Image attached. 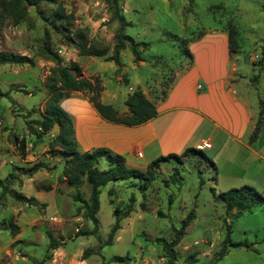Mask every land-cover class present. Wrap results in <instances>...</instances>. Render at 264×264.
I'll list each match as a JSON object with an SVG mask.
<instances>
[{
	"label": "rangeland",
	"instance_id": "obj_1",
	"mask_svg": "<svg viewBox=\"0 0 264 264\" xmlns=\"http://www.w3.org/2000/svg\"><path fill=\"white\" fill-rule=\"evenodd\" d=\"M108 1L57 0L67 16L66 21H58L57 28L51 24L56 6L42 3L26 8L16 25L7 18L0 28V52L34 59L33 67L0 66V90L8 92L0 97V264H117L113 262L116 257L128 258V264H168L162 248L153 240L169 241L171 228H178L191 210L195 219L174 248L172 264H187L188 256H192V264H264V206L233 218L234 211L226 212L212 191L228 190L212 182L214 170L196 155L184 159L182 165H161L145 190H140V181L136 180L101 189L93 234V225L77 213L80 204L71 198L74 190L61 177L63 158L58 149H49L57 127L39 139L29 130V126L36 128L31 123L43 114L48 98L46 77L54 67L36 55L43 44L62 65L74 62L83 76L97 77L103 89L101 102L118 112L124 108L123 98L129 89L140 87L148 99L158 102L190 64L185 54L189 44L212 31L227 32L232 24L239 46L231 55L236 69L253 87L250 93L264 101V0H192L190 5L187 0H120L123 34L148 46L137 49L143 62L134 63L130 50L125 48L119 53L118 65L105 61L112 56L119 31ZM78 37L106 55L79 56L69 41L77 42ZM124 78L127 85L123 84ZM89 96L74 92L65 100L89 103ZM65 100L60 102L61 107ZM205 150L206 156L214 151ZM35 164L46 168L29 173ZM98 166L104 168V162L101 160ZM174 168L182 182L164 188L163 182ZM109 188L113 189L111 196L107 194ZM79 190L86 201L89 186L83 184ZM131 193L135 196L132 212L121 220L112 243L104 246L114 222L113 208L124 210ZM15 194L34 198L36 203H21L13 198ZM158 212L164 217L160 218ZM10 222L18 227L17 233H13ZM225 224H231L229 238L233 243H246L252 250L229 249L218 259L219 246L226 236ZM48 235L55 249L49 248Z\"/></svg>",
	"mask_w": 264,
	"mask_h": 264
},
{
	"label": "trees",
	"instance_id": "obj_2",
	"mask_svg": "<svg viewBox=\"0 0 264 264\" xmlns=\"http://www.w3.org/2000/svg\"><path fill=\"white\" fill-rule=\"evenodd\" d=\"M119 1L120 0L108 1V10L112 15V19L118 22L119 31L115 35V46L112 56L106 58L105 61L113 62L118 65L119 53L125 48H128L133 56L134 63L143 62L137 49L139 47L145 49L148 45L146 43H136L132 38L123 34L122 30L124 29L125 24L119 10ZM187 2L188 5H190L192 0H187ZM42 3L56 6V14L51 21L54 28L58 27V21L59 23L66 21L67 16L57 0H0V28L4 20L7 18L11 19L12 23L16 25L20 19L24 17L26 8H35ZM126 26L129 27V24ZM227 34L229 54L235 55L239 46L235 41L236 30L232 24L228 25ZM78 39L77 42L73 39L69 41L77 48L79 56L100 58L106 55V52L88 45L83 37H78ZM185 51V54L192 62L191 54L188 50ZM36 55L46 61L52 62L54 67L51 68L50 75L46 77L48 98L45 102L43 114L39 120L31 123L35 125L36 128L34 129L32 126H29V130H31V133L39 139L48 133L53 127H57V134L50 141L49 149L52 151H56L55 149L59 150V153L63 158L61 177L67 185L74 190V194L71 198L73 202L80 204L77 208V213H81L82 218L93 225L92 234L95 232L98 224L96 215L99 211V195L101 189L105 188L107 185L136 180L140 181V190H145L148 185L155 180L157 170L161 165H166L171 162L182 165L184 159L192 155L198 156L214 171L216 170L214 163L208 158V156H206L203 151L194 148H188L179 155L168 154L166 156H160L147 164L143 170L129 167L123 156L116 154L107 148H97L90 152H79L74 137L72 118L60 106V102L69 98L72 93L80 92L89 94L88 102L92 105L93 109L102 120L125 127L140 126L156 118L157 111L155 101L148 99L142 90L136 89L127 94L123 102L127 109V113L119 114L111 105L103 104L101 102L100 94L103 89L100 86V80L97 77L88 78L83 76L79 70V66L74 62H71L68 65H62L58 56L45 44H43L37 51ZM262 55H264V49H262ZM4 65H26L33 67L34 59L32 57L0 52V66ZM123 84H128L127 78H124ZM7 93L8 92H2L0 90V97H5ZM165 95L162 96L159 101L164 100ZM262 127H264V101L259 103L254 127L249 137L250 143L257 138ZM101 160L104 162V168L98 166ZM45 168L46 166L43 164H35L30 168L29 173ZM215 174L216 172L214 175ZM181 182L182 178L179 175L178 170L174 168L173 174L170 175L167 181L163 182V187L168 188L170 185L178 186ZM83 184L88 185L90 189L86 201L82 199L79 190ZM202 185L203 181L199 177V186ZM212 191L215 199L222 202L226 212L234 211L233 218H238L243 213L250 212L256 207L264 206V195L250 186L233 188L221 193H216L213 189ZM107 194L111 196L113 194V189L109 188ZM13 198L21 203H26L29 206H34L36 203L34 198H25L17 194L13 195ZM134 202L135 196L131 193L124 210L118 206L113 208L114 222L109 230L104 246L112 243L114 235L120 229L121 220L127 218L132 212V205ZM171 203L172 199L169 198V206ZM40 206L45 207V204H41ZM158 215L160 218L164 217L161 212H158ZM193 219H195V214L194 211L191 210L187 213L185 218L179 222L178 228H171L172 238L169 241L164 238H155L153 240V243L162 248L168 264H172L175 260L174 248L177 247L182 240L185 235V229ZM10 225L13 233H17L18 227L11 222ZM225 227L226 236L219 246V251L217 253L218 259H222V257L228 253L229 249L243 248L246 250H252L251 246L246 243H233L229 238L231 224H225ZM79 235H83V233ZM48 239L49 248L55 249L56 245L51 241L50 235H48ZM191 258L192 256L186 258L187 264H192V262H190ZM113 262L117 264H128L129 259L116 257Z\"/></svg>",
	"mask_w": 264,
	"mask_h": 264
},
{
	"label": "crops",
	"instance_id": "obj_3",
	"mask_svg": "<svg viewBox=\"0 0 264 264\" xmlns=\"http://www.w3.org/2000/svg\"><path fill=\"white\" fill-rule=\"evenodd\" d=\"M188 52L192 62L175 77L164 100L155 102L156 118L143 125H115L102 120L90 103L63 101L78 151L107 148L123 156L129 167L142 170L160 156L179 155L207 142L208 150L214 149L207 155L216 167L212 182L223 184L225 190L250 186L264 195V127L249 142L262 101L250 93L253 87L238 73L227 32L201 36L189 44ZM75 101L84 109L81 116L70 108ZM118 113H127L126 107Z\"/></svg>",
	"mask_w": 264,
	"mask_h": 264
},
{
	"label": "bare ground",
	"instance_id": "obj_4",
	"mask_svg": "<svg viewBox=\"0 0 264 264\" xmlns=\"http://www.w3.org/2000/svg\"><path fill=\"white\" fill-rule=\"evenodd\" d=\"M70 108L72 109V111H74L75 114H78L79 116H81L82 113L84 112V109H82V106L80 105L78 101H75L74 103H72Z\"/></svg>",
	"mask_w": 264,
	"mask_h": 264
},
{
	"label": "built area",
	"instance_id": "obj_5",
	"mask_svg": "<svg viewBox=\"0 0 264 264\" xmlns=\"http://www.w3.org/2000/svg\"><path fill=\"white\" fill-rule=\"evenodd\" d=\"M209 148H210V144L207 142H203L197 147V149L201 151L204 149H209Z\"/></svg>",
	"mask_w": 264,
	"mask_h": 264
}]
</instances>
